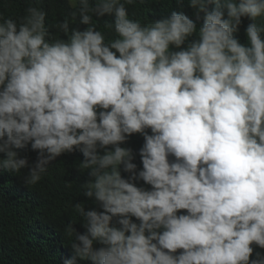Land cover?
I'll return each mask as SVG.
<instances>
[{
	"label": "clouds",
	"instance_id": "1",
	"mask_svg": "<svg viewBox=\"0 0 264 264\" xmlns=\"http://www.w3.org/2000/svg\"><path fill=\"white\" fill-rule=\"evenodd\" d=\"M189 3L200 26L176 11L142 26L121 0H80L72 16L88 27L65 19L67 40L50 37L41 8L19 22L0 16V166L30 167L25 184L36 185L79 150L94 177L83 194L102 211L75 204L86 232L67 226L64 264H264L260 253L250 259L253 244L264 248V0ZM105 15L119 37L109 43L93 23ZM242 18L247 45L234 36ZM136 133L138 177L120 146ZM28 144L38 152L31 166L13 150Z\"/></svg>",
	"mask_w": 264,
	"mask_h": 264
},
{
	"label": "trees",
	"instance_id": "2",
	"mask_svg": "<svg viewBox=\"0 0 264 264\" xmlns=\"http://www.w3.org/2000/svg\"><path fill=\"white\" fill-rule=\"evenodd\" d=\"M79 2L80 0L76 4H72L71 0H0V16L19 22L27 14L28 7L41 8L47 14L45 24L49 29L50 37L67 40L68 36L57 27L65 19L69 22L70 30L78 27L83 31L88 27L79 23L78 14L75 18L72 16L73 12L78 13ZM90 2L94 4L95 0ZM121 2H125L129 18L138 20L142 26L168 17L173 11L184 13L198 26L203 23V13L192 8L189 0H133L131 4H127L126 0ZM212 7L214 5H211L210 9ZM114 20L115 17L109 15L93 16V23L104 35L106 43L119 38L114 28L106 26L114 23ZM249 23L251 21L248 18H242L239 31L234 33L235 38L244 45L248 44L245 29ZM197 39H199L198 34H193L180 49L171 46L172 50H182L189 42ZM146 131L152 134L150 129ZM144 143V136L136 133L120 145L132 151L134 156L132 163L137 165V177L139 171L143 170L140 149ZM13 150L19 157L27 158L29 166L37 160L38 152L32 150L31 144ZM108 150H114V146H108ZM98 153L103 155L104 149H98ZM5 158L6 154L0 153V160ZM83 159V154L79 150L61 155L51 162L47 173L43 174L41 181L36 185L25 184L30 167L22 169L19 173H12L0 166V264H64L65 259L72 258L71 243L74 236L67 235V226L71 223L78 233L86 232L83 217L76 212L75 204L83 203L86 211L92 209L102 211L92 199L83 194V185L94 180L90 170L80 168ZM169 160L172 162L175 157L170 156ZM121 175L126 179L132 176L131 173L123 171V165ZM132 182L137 187L152 190V186L142 179L137 178ZM177 214H187V210H178ZM131 219L139 223L135 217ZM252 247L254 251L250 259H256V253L264 256V248L255 244ZM182 251V249L177 250L173 255H179ZM76 264H91V262L77 259Z\"/></svg>",
	"mask_w": 264,
	"mask_h": 264
},
{
	"label": "rangeland",
	"instance_id": "3",
	"mask_svg": "<svg viewBox=\"0 0 264 264\" xmlns=\"http://www.w3.org/2000/svg\"><path fill=\"white\" fill-rule=\"evenodd\" d=\"M77 2V0H71L72 4H75Z\"/></svg>",
	"mask_w": 264,
	"mask_h": 264
},
{
	"label": "water",
	"instance_id": "4",
	"mask_svg": "<svg viewBox=\"0 0 264 264\" xmlns=\"http://www.w3.org/2000/svg\"><path fill=\"white\" fill-rule=\"evenodd\" d=\"M210 6H211V5H210ZM210 6H209V7H210ZM196 18L198 19V18H199V16H197Z\"/></svg>",
	"mask_w": 264,
	"mask_h": 264
}]
</instances>
